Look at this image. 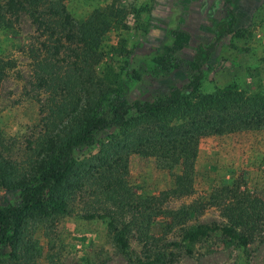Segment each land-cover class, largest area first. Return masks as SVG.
Masks as SVG:
<instances>
[{
    "label": "trees",
    "instance_id": "16d2710c",
    "mask_svg": "<svg viewBox=\"0 0 264 264\" xmlns=\"http://www.w3.org/2000/svg\"><path fill=\"white\" fill-rule=\"evenodd\" d=\"M225 0L228 18L221 20L212 41H200L189 62L188 81L171 86L170 92L153 98L128 99L133 82L141 74L108 57L103 48L105 36L114 28H126L129 10L116 4L95 8L86 18L75 19L63 0H0V28L15 25L22 11H29L33 20L50 35H59L77 43L70 48L79 57L80 68L66 79L73 91L72 100L64 102L56 112L52 128L43 138L38 153L25 168H17L7 156L11 140L0 129V194L19 191V203L0 202V244L12 247L11 255L19 264H35L32 258L39 248L25 238L29 220L68 213L69 201L84 187L97 185L104 201L100 210L83 214L85 219H107L110 230L122 248H129L131 239L147 243L153 237V220L163 212L170 224L188 215L190 209L162 210L157 201L170 193L190 194L200 142L211 135L242 130L264 129V90L247 92L235 82L218 86L213 92H202L205 67L221 41L239 36L237 15ZM143 10L134 12L141 14ZM173 42L164 52L151 58L148 72L167 76L177 68L175 55L190 45L191 34L180 26L171 31ZM121 54L130 53L125 44L112 47ZM102 71L98 72L97 67ZM6 63L0 59V86ZM77 99V100H76ZM106 133V134H105ZM98 146L97 153L81 159L76 151ZM131 153L154 157L161 168L175 174L174 186L160 196L140 197L127 180ZM87 190V188H86ZM227 222L221 225L200 224L186 229L183 239L191 243L220 232L238 245L246 247L264 232V198L240 190L233 181L223 184L211 194ZM140 263L157 264L162 254Z\"/></svg>",
    "mask_w": 264,
    "mask_h": 264
},
{
    "label": "rangeland",
    "instance_id": "374dc122",
    "mask_svg": "<svg viewBox=\"0 0 264 264\" xmlns=\"http://www.w3.org/2000/svg\"><path fill=\"white\" fill-rule=\"evenodd\" d=\"M157 1L161 0H63L69 13L78 20L97 7L113 3L130 11L125 20L127 27L112 29L103 41L107 59L112 57L115 63L126 64L141 74V80L132 83L126 95L128 99L163 96L170 92L171 86L188 81L193 57L190 49L175 55L177 69L170 76L148 72L151 58L172 44L171 31L177 28L172 21L166 25L168 15H161V11L151 14ZM239 2L244 4L242 0ZM244 6L250 14L240 13L237 30L243 29L241 34L224 38L205 67L201 87L204 93L232 82L247 92L264 90V0H247ZM138 9L143 12L136 15ZM154 20L162 21V29L161 25L150 23ZM57 37L34 21L29 11H22L13 27L0 28V59L6 63L0 86V129L7 142L11 140L12 151L7 156L20 169L37 155L59 107L72 100L73 91L66 79L73 75L71 62L76 63L75 71L80 68L79 57L70 49L78 45L66 38L57 42ZM122 44L130 53L121 54L112 49ZM97 70L101 72L102 67L98 66ZM98 150L97 145L85 147L77 150L76 156L84 159ZM180 169L161 168L154 157L131 153L127 180L140 197L160 196L173 188L175 174ZM193 177L190 194L170 193L157 201L162 210L189 208L188 215L170 224L171 219L163 212L153 220L150 230L153 238L147 243L131 239L129 248L117 243L107 219L82 216L89 210H100L104 201L100 191L93 192L97 185L85 186V190L69 201L68 213L41 221L29 220L25 238L31 237L39 248L32 261L35 264H145L138 259L146 261L148 255L154 258L161 253L162 260L157 264H264V232L246 247L220 232L193 243L183 239L186 229L227 222L220 206L211 200L212 192L223 184L235 181L240 190L264 198V129L204 138L199 145ZM20 201L19 191H1L2 204ZM12 251L10 245L0 244V264L20 263V259L11 255Z\"/></svg>",
    "mask_w": 264,
    "mask_h": 264
},
{
    "label": "crops",
    "instance_id": "0c3cea01",
    "mask_svg": "<svg viewBox=\"0 0 264 264\" xmlns=\"http://www.w3.org/2000/svg\"><path fill=\"white\" fill-rule=\"evenodd\" d=\"M239 1L241 0H232L231 3H228L238 15L237 25H239L241 21L240 13L250 14L244 6L247 0H242L244 4H241ZM183 10H186V12L182 15ZM159 11H161V15L163 16L168 15L169 22L166 25L169 26L171 24L170 21H172L177 27L180 26L190 32V45L182 50L190 49L192 55H194L196 45L200 41L209 42L214 39L217 25L221 20L226 18V14L228 13L225 0H161L155 3L154 10L151 14ZM180 16L182 18H180ZM150 23L161 25L160 29H162V25H164L162 21L160 22L159 20H154Z\"/></svg>",
    "mask_w": 264,
    "mask_h": 264
},
{
    "label": "flooded vegetation",
    "instance_id": "af4514ba",
    "mask_svg": "<svg viewBox=\"0 0 264 264\" xmlns=\"http://www.w3.org/2000/svg\"><path fill=\"white\" fill-rule=\"evenodd\" d=\"M232 2V1H231ZM234 11V10H233ZM228 12V11H227ZM236 13V12H235ZM236 15H237V13H236ZM228 18V13L226 14V18L225 19H227ZM237 22H238V15H237V21H236V24H235V29L237 30Z\"/></svg>",
    "mask_w": 264,
    "mask_h": 264
}]
</instances>
